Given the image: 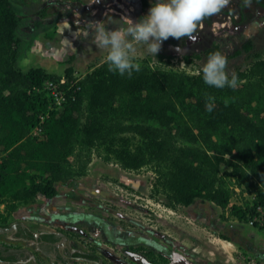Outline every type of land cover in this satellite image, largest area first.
Wrapping results in <instances>:
<instances>
[{"label": "trees", "instance_id": "1", "mask_svg": "<svg viewBox=\"0 0 264 264\" xmlns=\"http://www.w3.org/2000/svg\"><path fill=\"white\" fill-rule=\"evenodd\" d=\"M18 27L12 1L0 0V227L19 203L57 198L59 185L84 174L100 147L105 160L126 170L152 164V193L163 194L171 209L206 200L248 220L264 209V54L251 40L230 55L251 59L233 72L226 68L229 78L238 77L235 89L205 84L201 70L187 75L140 64L129 77L109 71L104 60L76 77L70 66L62 85L67 101L33 136L48 103L34 88L62 76L17 67ZM216 51L214 45L203 53ZM208 96L215 97L211 112ZM239 194L251 196L231 204Z\"/></svg>", "mask_w": 264, "mask_h": 264}, {"label": "rangeland", "instance_id": "2", "mask_svg": "<svg viewBox=\"0 0 264 264\" xmlns=\"http://www.w3.org/2000/svg\"><path fill=\"white\" fill-rule=\"evenodd\" d=\"M11 1L19 17L17 67L27 71L41 66L62 76L72 66L76 77L106 56L92 43L87 21L104 20L107 25L109 19L119 20L121 15L137 20L148 13L152 2L101 0L89 7L88 0ZM230 14H234L232 18ZM204 21L196 43L184 40L176 47L169 38L156 57L141 47L136 62L152 70L192 75L208 59L204 50L214 45L226 56L230 72L249 64L251 59L245 53L230 56L247 40L264 54V0H229L220 13ZM195 54L202 56L196 58ZM103 153V147L93 150L86 172L60 184L57 198L40 195L19 203L9 215L7 227L22 223L35 233L58 232L69 249L95 253L106 264H160L161 252L181 255L189 264H264V211L259 214L257 210L249 220L240 219L206 200L171 209L164 204L163 194L152 193L156 176L152 164L126 170L115 160H105ZM250 196L239 194L233 201L241 203ZM256 216L260 220L255 221ZM12 229L0 233L2 244L30 249L36 260L29 264H52L35 247L13 240Z\"/></svg>", "mask_w": 264, "mask_h": 264}, {"label": "clouds", "instance_id": "3", "mask_svg": "<svg viewBox=\"0 0 264 264\" xmlns=\"http://www.w3.org/2000/svg\"><path fill=\"white\" fill-rule=\"evenodd\" d=\"M99 3L101 0H88L86 5L91 7ZM228 3L229 0H152L148 13L140 19L133 20L128 15H121L119 20L109 19L107 25H116L111 29L104 20L87 21V30L95 47L106 53L104 59L109 71L120 75L127 73L131 77L133 71L141 69L140 63L136 62L141 47L156 57L162 43L170 37L177 40L187 38L196 43L203 21L220 13ZM227 64L226 56L220 51L210 53L201 69L204 83L216 88L235 89L238 77L233 73L229 78ZM214 100L213 96L207 97L208 112L213 111Z\"/></svg>", "mask_w": 264, "mask_h": 264}, {"label": "flooded vegetation", "instance_id": "4", "mask_svg": "<svg viewBox=\"0 0 264 264\" xmlns=\"http://www.w3.org/2000/svg\"><path fill=\"white\" fill-rule=\"evenodd\" d=\"M230 14L229 17L232 18ZM203 21V25H204ZM203 27V26H202ZM171 38V37H170ZM184 40L189 41L187 38L184 39H173L171 38V44L178 45L182 44ZM14 226V227H13ZM7 227V226H6ZM12 239L15 241H23L30 246L35 247V250L43 252L48 258H50L52 264H77L82 261L89 262L92 264H106L104 258L98 256L95 253H88L83 250L69 249L67 244L64 243L65 238L58 232H33L27 225L18 223L12 224ZM62 250V251H60ZM159 259L160 264H189L186 259L181 255H169L161 252ZM36 254L26 247L21 246H7L0 242V262L3 264H29L35 262Z\"/></svg>", "mask_w": 264, "mask_h": 264}, {"label": "built area", "instance_id": "5", "mask_svg": "<svg viewBox=\"0 0 264 264\" xmlns=\"http://www.w3.org/2000/svg\"><path fill=\"white\" fill-rule=\"evenodd\" d=\"M67 77L66 75H62L61 79L59 81L53 80V79H47L44 81L41 87L34 88V90L42 91L47 96V106L44 108L38 116V123L32 128L31 134L33 136H41L44 132V124L46 119L48 118L50 111H52L55 108L60 107L67 101V92L62 87V85L66 82ZM236 190L239 192L240 189L236 187ZM235 198V197H234ZM233 198V199H234ZM232 203H236V201H233ZM259 214L264 211L262 207H259L258 209ZM260 220V219H258ZM257 220V216L255 217V221ZM255 221H251L252 224H255Z\"/></svg>", "mask_w": 264, "mask_h": 264}, {"label": "water", "instance_id": "6", "mask_svg": "<svg viewBox=\"0 0 264 264\" xmlns=\"http://www.w3.org/2000/svg\"><path fill=\"white\" fill-rule=\"evenodd\" d=\"M8 230H9L8 227H0V233L6 232Z\"/></svg>", "mask_w": 264, "mask_h": 264}]
</instances>
